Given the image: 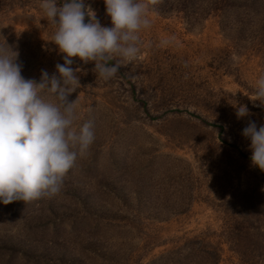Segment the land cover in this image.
I'll use <instances>...</instances> for the list:
<instances>
[{"label":"rangeland","instance_id":"1","mask_svg":"<svg viewBox=\"0 0 264 264\" xmlns=\"http://www.w3.org/2000/svg\"><path fill=\"white\" fill-rule=\"evenodd\" d=\"M40 2L0 0V44L37 81L64 55ZM84 3L111 26L104 0ZM147 15L137 58L112 79L72 58L73 127L91 120L95 140L57 195L0 203V264H264V171L241 134L264 124L249 100L264 0H161Z\"/></svg>","mask_w":264,"mask_h":264},{"label":"clouds","instance_id":"2","mask_svg":"<svg viewBox=\"0 0 264 264\" xmlns=\"http://www.w3.org/2000/svg\"><path fill=\"white\" fill-rule=\"evenodd\" d=\"M161 0H104L111 26H102L84 0H41L44 17L55 27L52 42L63 53L55 72L41 70L40 78H25L19 53L5 39L0 44V203H28L57 195L65 175L95 140L93 122L73 127L79 119L76 99L81 71L73 57L94 62L104 81L116 76L140 52L141 29L151 26L149 5ZM87 17V22L86 21ZM169 43L168 40L162 41ZM124 63H121V61ZM110 61H114L110 63ZM50 97L49 98H46ZM252 102L264 107V74L256 81ZM236 117L250 116L244 104L234 105ZM250 140V161L264 171V124L249 120L241 133Z\"/></svg>","mask_w":264,"mask_h":264}]
</instances>
